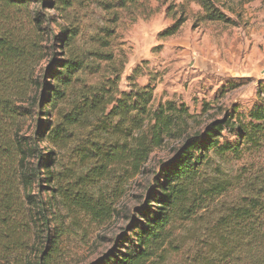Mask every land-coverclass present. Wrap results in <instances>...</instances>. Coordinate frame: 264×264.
<instances>
[{
	"label": "rangeland",
	"instance_id": "rangeland-1",
	"mask_svg": "<svg viewBox=\"0 0 264 264\" xmlns=\"http://www.w3.org/2000/svg\"><path fill=\"white\" fill-rule=\"evenodd\" d=\"M71 2L65 9L66 5L43 7L31 0L29 12L23 8L15 22L22 33L34 36L44 56L36 67L37 84L18 103L23 113L18 124L20 136L26 142L37 138L43 154L53 151L52 171L60 184L47 189L43 181L33 189L37 200L50 202L48 224L37 222L35 207L26 206L19 219L27 220L31 233L18 241L20 248L0 253V264H27L28 260L34 264H91L131 236L138 213L147 208L180 140L165 138L134 176L127 165L114 166L109 177L87 190V195L93 191L95 211L81 210L70 200L84 196V184L94 166L87 151L90 142L121 140L113 128L118 119L107 115L125 93L150 86L153 111L167 102L186 106L193 116L189 124L192 133L234 109L249 110L259 99V84H264V0H218L230 23L202 20L203 9L196 0H143L126 9H107L100 0ZM35 10L42 13L41 27L33 20ZM180 18L184 21L178 32L161 38ZM62 28L78 31L67 49L58 42ZM69 56L84 60L85 67L74 75L64 99L49 111L46 121L42 109L49 89L46 83L53 84V69ZM94 93L106 97V111L80 121L71 113ZM84 95L89 97L83 99ZM65 113L78 121L62 141L53 143L37 134L44 122H49L48 128L62 126ZM238 140L237 132H225L221 139L232 144ZM29 161L35 164L38 160ZM259 168L264 169V150L239 156L211 151L202 165V175L233 180L236 186L228 196L192 216L177 215L169 224L172 237L164 246L163 257L155 258L154 264H244L243 256L222 257L218 223L226 206L243 194L238 182Z\"/></svg>",
	"mask_w": 264,
	"mask_h": 264
},
{
	"label": "trees",
	"instance_id": "trees-1",
	"mask_svg": "<svg viewBox=\"0 0 264 264\" xmlns=\"http://www.w3.org/2000/svg\"><path fill=\"white\" fill-rule=\"evenodd\" d=\"M36 1L43 7L60 8L63 6L59 5H66L64 8L67 9L72 5V0ZM100 1L107 9H126L143 0ZM196 1L203 9L202 20L232 21L221 9L218 0ZM30 2L0 0V253L20 248L18 241L30 235L27 220L19 219V216H24L22 210L26 206L35 207L37 222L48 224L46 212L50 202L37 200L33 189L43 181L47 189L50 185L60 184L52 171L55 165L53 151L48 150L47 154H43L38 148L37 138L23 141L18 127L23 116L18 103L24 101L31 87L37 84L36 67L44 58L34 36L22 33L15 23L23 8L28 11ZM41 14L35 10L33 20L37 27L44 23ZM183 21L182 18L177 20L161 34V38L175 35ZM77 35V30L62 28L59 46L69 48ZM59 63L53 69V84L46 83L49 89L42 102L45 120L49 111L55 110L64 99L74 75L85 67V61L77 56H69ZM257 95L259 99L246 112L234 109L231 114L226 113L222 119H215L203 130L192 133L189 132V124L193 116L186 106L167 102L155 111L151 109L153 90L150 86L125 93L120 98L107 116L118 119L113 128L121 140L99 143L98 139H94L87 146L89 159L93 160L94 166L89 169L90 178L84 184V196L81 199L70 198L75 207L89 213L95 211L96 205L91 195L93 191L87 195V190L109 177L114 166L127 165L134 176L165 138L172 137L181 143L171 163L164 167L161 181L147 208L138 213L131 236L125 238L121 247L113 248L91 264H154L155 258L163 257L164 246L172 237L169 224L177 215L192 216L197 210L207 208L217 199L229 195L236 183L233 180L208 179L202 175V165L208 161L211 151L239 156L244 152L264 150V84H259ZM88 97L84 95L83 99ZM89 98L87 103L78 107H81L78 111L71 113L80 121L92 120L106 111L105 96L99 97L94 93ZM75 116L63 114L62 126L54 128H48L49 122H44L37 134L53 143L62 141L61 137L66 131L76 126L78 118ZM225 132H237L238 142L221 141ZM30 158H37V163L32 164ZM237 185L243 194L236 202L226 206L218 223L219 249L224 252L222 257L243 256L246 260L244 264H264V169L250 171L246 180ZM77 193L79 191L75 195ZM221 204L226 205L224 202ZM26 263L34 264L30 260Z\"/></svg>",
	"mask_w": 264,
	"mask_h": 264
}]
</instances>
